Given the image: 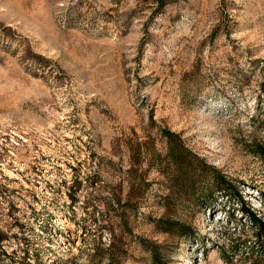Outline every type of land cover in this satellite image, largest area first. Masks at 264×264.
Here are the masks:
<instances>
[{"label":"rangeland","instance_id":"1","mask_svg":"<svg viewBox=\"0 0 264 264\" xmlns=\"http://www.w3.org/2000/svg\"><path fill=\"white\" fill-rule=\"evenodd\" d=\"M0 264H264V0H0Z\"/></svg>","mask_w":264,"mask_h":264},{"label":"trees","instance_id":"2","mask_svg":"<svg viewBox=\"0 0 264 264\" xmlns=\"http://www.w3.org/2000/svg\"><path fill=\"white\" fill-rule=\"evenodd\" d=\"M232 203H233V199H231V201H230V204L231 205H232ZM245 204L246 203L244 201H240L239 202V200L236 203V205L241 206L240 213L242 212L241 214H243V215L245 214L247 220L249 221V223L258 229L260 227L261 222H259V220L256 217V215L252 214V212L250 211V209H247V210L244 209V205ZM232 216L234 217V213L232 214Z\"/></svg>","mask_w":264,"mask_h":264}]
</instances>
